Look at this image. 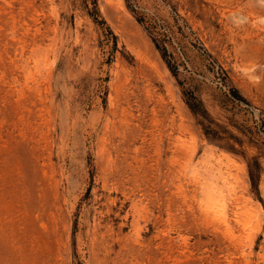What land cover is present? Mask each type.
Wrapping results in <instances>:
<instances>
[{"label":"rangeland","instance_id":"obj_1","mask_svg":"<svg viewBox=\"0 0 264 264\" xmlns=\"http://www.w3.org/2000/svg\"><path fill=\"white\" fill-rule=\"evenodd\" d=\"M0 264H264V0H0Z\"/></svg>","mask_w":264,"mask_h":264},{"label":"trees","instance_id":"obj_2","mask_svg":"<svg viewBox=\"0 0 264 264\" xmlns=\"http://www.w3.org/2000/svg\"><path fill=\"white\" fill-rule=\"evenodd\" d=\"M200 106V103L199 102H197L196 104H195V106H193V107H196V108H198ZM192 106H190V108H191ZM192 110H195V108H191Z\"/></svg>","mask_w":264,"mask_h":264}]
</instances>
